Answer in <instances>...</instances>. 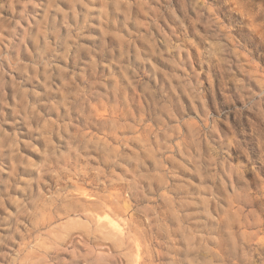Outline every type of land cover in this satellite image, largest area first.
Instances as JSON below:
<instances>
[{
  "label": "rangeland",
  "instance_id": "obj_1",
  "mask_svg": "<svg viewBox=\"0 0 264 264\" xmlns=\"http://www.w3.org/2000/svg\"><path fill=\"white\" fill-rule=\"evenodd\" d=\"M0 264H264V0H0Z\"/></svg>",
  "mask_w": 264,
  "mask_h": 264
}]
</instances>
